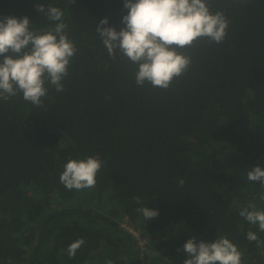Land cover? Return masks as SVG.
I'll list each match as a JSON object with an SVG mask.
<instances>
[{"label": "trees", "instance_id": "obj_1", "mask_svg": "<svg viewBox=\"0 0 264 264\" xmlns=\"http://www.w3.org/2000/svg\"><path fill=\"white\" fill-rule=\"evenodd\" d=\"M0 264H264V0H0Z\"/></svg>", "mask_w": 264, "mask_h": 264}, {"label": "built area", "instance_id": "obj_2", "mask_svg": "<svg viewBox=\"0 0 264 264\" xmlns=\"http://www.w3.org/2000/svg\"><path fill=\"white\" fill-rule=\"evenodd\" d=\"M126 226V225H125ZM126 229H128V226H126L125 227ZM131 229V230H130ZM130 229H128L134 236H136L137 238H138V240H139V244H140V246L142 247V249L144 250V249H146V245L148 244V241L146 240V239H143V238H141V236H140V233H139V235H137V232L132 228V227H130Z\"/></svg>", "mask_w": 264, "mask_h": 264}, {"label": "rangeland", "instance_id": "obj_3", "mask_svg": "<svg viewBox=\"0 0 264 264\" xmlns=\"http://www.w3.org/2000/svg\"><path fill=\"white\" fill-rule=\"evenodd\" d=\"M124 227H126L125 225H123ZM128 229H130V227H128ZM131 230V229H130ZM137 232V231H136ZM137 235H139V232H137Z\"/></svg>", "mask_w": 264, "mask_h": 264}]
</instances>
